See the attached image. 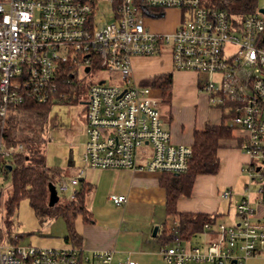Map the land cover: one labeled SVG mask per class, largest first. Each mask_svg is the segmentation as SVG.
<instances>
[{
	"label": "built area",
	"instance_id": "2783aa9c",
	"mask_svg": "<svg viewBox=\"0 0 264 264\" xmlns=\"http://www.w3.org/2000/svg\"><path fill=\"white\" fill-rule=\"evenodd\" d=\"M102 3L112 7L106 21L107 15L98 13ZM172 9L181 14L172 32L150 29L146 17L159 18ZM165 49L171 50L175 70L210 75L200 83L201 90L212 105L227 108L231 124L245 132L241 149L250 160L244 171L251 180L263 181L264 13L258 8L235 17L201 0H0V179L7 178L14 156L26 150L24 143H9L5 137L7 120L17 107L29 100L64 103L84 94L82 166L58 180V194L78 186L90 169L186 171L191 145L173 142L151 88L134 80V59ZM79 74L89 76V82L83 83ZM63 85L75 88L63 90ZM144 146L151 150L142 165L137 157ZM232 193L227 188L221 196L229 199ZM110 199L120 204L126 196L110 194ZM235 218L233 225L206 223L201 233L211 239L204 243L174 234L161 249L164 264H248L264 257V216H257L248 196L236 204ZM112 260V250L87 252L72 244L41 248L22 244L19 236L0 228V264Z\"/></svg>",
	"mask_w": 264,
	"mask_h": 264
},
{
	"label": "crops",
	"instance_id": "0c3cea01",
	"mask_svg": "<svg viewBox=\"0 0 264 264\" xmlns=\"http://www.w3.org/2000/svg\"><path fill=\"white\" fill-rule=\"evenodd\" d=\"M169 51L168 63L173 71L193 72L175 70L172 64V53L171 50ZM152 58L153 56L134 59L133 72L136 83L137 77L150 76V72L154 77L163 73H173L174 75L173 71L161 73L152 70L142 71L141 69L146 66V61ZM196 81V88L189 89L200 98L199 111L196 110L195 105L187 102L188 98L181 97V86L178 85L176 89L178 88L179 92L175 91L174 97L171 95L169 101L163 100L168 103L164 105H169L163 110V116L161 115L163 125L170 130L172 140L176 144L192 145L196 129H202L207 125H219L223 115L227 114L222 107L210 103L208 95L201 92L200 83L202 81L199 79ZM235 135L234 139L224 141L218 150L220 159L218 173L199 175L194 183L191 196L179 198L178 210L219 214L220 217L233 214L235 217L236 205L235 210H231V206L234 205L232 203L233 193L227 199L229 200L228 210L224 212L222 204L224 198H221V191L232 187V185H228L229 182L238 178L250 160L238 142L245 132L236 128ZM150 150L151 148L148 146L140 148L137 157L140 164L143 165L147 162ZM81 166L82 155L76 160L74 149H71L67 166L63 167L64 172L61 177L77 174ZM161 177V172L146 169L88 170L81 184H88L91 188L85 197V207L89 211L90 220H83L81 217L76 220V231L81 240L80 244L76 246L82 247L87 252L112 250V264H126L129 260H133L137 264H164L161 249L172 243V238L176 233L172 232L166 243H163L161 238L163 225L170 220V217L166 211V191L161 184ZM81 184L71 188V195L77 192ZM110 194L124 195L126 200L116 204L110 199ZM247 196L249 199L252 198L250 194ZM243 197L242 195L241 199ZM261 201L260 198L251 201L258 217L264 216L261 211H258L264 203ZM155 228H158L156 234H154ZM71 244L65 240L61 246Z\"/></svg>",
	"mask_w": 264,
	"mask_h": 264
},
{
	"label": "trees",
	"instance_id": "16d2710c",
	"mask_svg": "<svg viewBox=\"0 0 264 264\" xmlns=\"http://www.w3.org/2000/svg\"><path fill=\"white\" fill-rule=\"evenodd\" d=\"M205 5L227 11L231 16L241 17L256 12L259 0H201ZM153 87L162 90L166 101L170 100L174 85L173 73L156 75ZM74 86L63 85V90H73ZM55 104L29 100L17 107L16 112L7 120L5 137L9 143H24L26 150L17 154L12 160V169L7 178L11 183V195L6 200L7 215L16 211L23 199H28L34 210L42 216L62 218L67 227L65 240L73 245L81 240L76 231V220H90L89 211L85 207V197L90 186H81L73 199L65 202L60 200L49 205V184L58 183L64 172L63 167H52L47 164L42 149L45 143V132L50 112ZM230 114H224L219 125H207L194 131L192 156L188 169L181 173L163 172L161 184L166 191V211L170 220L163 225L161 238L166 243L172 232L185 240H190L201 233L208 222L217 221L219 214L180 211L177 202L180 197L192 194L196 178L201 174H217L220 167L218 150L226 140L234 139L236 127L229 123ZM243 137L238 142L241 146ZM82 182V181H81ZM11 226V225H9ZM4 231V230H3ZM6 233H11L8 228Z\"/></svg>",
	"mask_w": 264,
	"mask_h": 264
},
{
	"label": "rangeland",
	"instance_id": "374dc122",
	"mask_svg": "<svg viewBox=\"0 0 264 264\" xmlns=\"http://www.w3.org/2000/svg\"><path fill=\"white\" fill-rule=\"evenodd\" d=\"M258 8H264V0H259ZM111 11L112 7L109 3H102L101 9L98 13L100 17H103V15L106 14L107 18L104 19V21H106L107 19H110ZM180 20L181 14L179 10L176 9L168 10L165 16L159 18L146 17V23L149 25L150 29L160 33L172 32L180 23ZM169 50L170 49H165L160 54L153 56L152 59L146 61V66L141 70H152L156 73L173 71L171 65L168 63L170 56ZM173 72L175 80L172 89L173 97L174 92L178 91V88L176 89V87L181 86V97L184 96V98H188L187 102L195 105L196 110L199 111L198 105L201 104L200 98H198V96L189 88H196V80L198 79L203 82L210 80V75L197 72ZM150 73L151 75H148L147 77L144 75L137 77V83L139 86H148L151 88L152 96L159 101L158 108L162 115L163 110L168 108L169 105H164L168 103L163 102L165 98L162 96V90L158 87H153L152 82L154 75L152 72ZM97 75L109 76L106 72H100L97 73ZM79 78L85 84L90 80L89 76L86 78L82 74H79ZM92 81H95V79ZM201 92L207 94L205 91ZM86 97L85 94L78 97L75 96L72 99L66 100L64 103H58L53 106L46 127L45 143L42 146L48 165L52 167L67 166V160L71 149H74L76 160L82 155L81 153H83L84 150L87 129V113L85 105L82 102L85 101ZM225 112H228L227 108L225 109ZM229 123H231V120ZM0 183L2 187V195L0 198V228L4 231H7L8 228H10L11 234H13V236H19L20 243L22 244H31L41 248L61 247L65 242L64 238L67 233V227L64 220L60 217L51 218L48 215H39L31 206L28 199L21 200L14 214L8 216L5 202L11 195V183L8 179L4 178L0 179ZM228 185H232L230 189L233 191L232 203L234 205L231 206L232 211L235 210L234 207L240 202L242 195L247 196L250 194L252 197L250 198V201L256 198L264 199V193H259V188H264V180H251L246 171H242V173L238 175V178L233 182H229ZM59 196L61 202L68 201L71 199V190L65 193H60ZM222 204L224 212H227L229 200L223 199ZM259 209L260 210L258 211H261V213L264 214V203ZM235 221L236 218L233 214H228L224 217H219L217 224L224 223L226 225H233ZM210 239V235L198 233L193 237L192 244L204 243ZM248 264H264V257L260 256L258 258H251L249 259Z\"/></svg>",
	"mask_w": 264,
	"mask_h": 264
},
{
	"label": "water",
	"instance_id": "95a60500",
	"mask_svg": "<svg viewBox=\"0 0 264 264\" xmlns=\"http://www.w3.org/2000/svg\"><path fill=\"white\" fill-rule=\"evenodd\" d=\"M260 11L264 13V8H260ZM12 169V166L9 165V170ZM49 205L50 206H54L59 200H60V196L58 194L56 185L54 183H50L49 184ZM157 229L155 228L154 234L157 233Z\"/></svg>",
	"mask_w": 264,
	"mask_h": 264
}]
</instances>
